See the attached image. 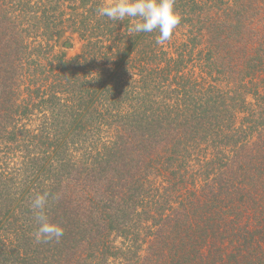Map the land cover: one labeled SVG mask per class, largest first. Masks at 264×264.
<instances>
[{
    "label": "trees",
    "instance_id": "trees-1",
    "mask_svg": "<svg viewBox=\"0 0 264 264\" xmlns=\"http://www.w3.org/2000/svg\"><path fill=\"white\" fill-rule=\"evenodd\" d=\"M102 4L0 0V264H264V0Z\"/></svg>",
    "mask_w": 264,
    "mask_h": 264
},
{
    "label": "clouds",
    "instance_id": "clouds-1",
    "mask_svg": "<svg viewBox=\"0 0 264 264\" xmlns=\"http://www.w3.org/2000/svg\"><path fill=\"white\" fill-rule=\"evenodd\" d=\"M96 12L112 21H133L128 27L129 35L158 31V43H164L171 37L181 19L174 9V0H110L98 6ZM47 203V193L37 194L31 202L38 224L33 234L37 243L59 241L64 234L60 224L48 219L45 211Z\"/></svg>",
    "mask_w": 264,
    "mask_h": 264
},
{
    "label": "rangeland",
    "instance_id": "rangeland-1",
    "mask_svg": "<svg viewBox=\"0 0 264 264\" xmlns=\"http://www.w3.org/2000/svg\"><path fill=\"white\" fill-rule=\"evenodd\" d=\"M106 1L107 3L110 2V0H106ZM66 43H70V46L68 48L65 47ZM66 43L64 44L62 51H64L68 56H73L74 54L79 52L81 45L77 40H75L74 42H66Z\"/></svg>",
    "mask_w": 264,
    "mask_h": 264
},
{
    "label": "water",
    "instance_id": "water-1",
    "mask_svg": "<svg viewBox=\"0 0 264 264\" xmlns=\"http://www.w3.org/2000/svg\"><path fill=\"white\" fill-rule=\"evenodd\" d=\"M69 46H70V43H66V44H65V47L68 48Z\"/></svg>",
    "mask_w": 264,
    "mask_h": 264
}]
</instances>
